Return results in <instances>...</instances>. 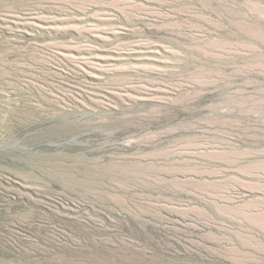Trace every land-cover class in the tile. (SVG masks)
<instances>
[{"label": "rangeland", "instance_id": "obj_1", "mask_svg": "<svg viewBox=\"0 0 264 264\" xmlns=\"http://www.w3.org/2000/svg\"><path fill=\"white\" fill-rule=\"evenodd\" d=\"M0 264H264V0H0Z\"/></svg>", "mask_w": 264, "mask_h": 264}]
</instances>
